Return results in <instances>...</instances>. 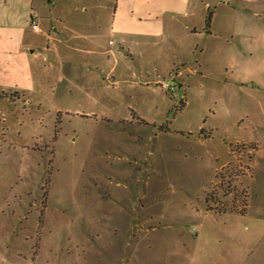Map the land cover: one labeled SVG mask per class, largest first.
<instances>
[{
	"label": "rangeland",
	"instance_id": "374dc122",
	"mask_svg": "<svg viewBox=\"0 0 264 264\" xmlns=\"http://www.w3.org/2000/svg\"><path fill=\"white\" fill-rule=\"evenodd\" d=\"M113 1L31 0L22 13L38 66L33 90L0 86V264H264V88L227 103L211 80L184 91L175 68L137 70L119 103L74 99L47 48L69 58L57 41L81 43L75 20L107 18ZM201 126L206 141L192 138ZM249 139L254 151L236 145Z\"/></svg>",
	"mask_w": 264,
	"mask_h": 264
},
{
	"label": "crops",
	"instance_id": "0c3cea01",
	"mask_svg": "<svg viewBox=\"0 0 264 264\" xmlns=\"http://www.w3.org/2000/svg\"><path fill=\"white\" fill-rule=\"evenodd\" d=\"M30 2L0 0V86L33 90V67L38 64L35 50H24V43L27 47L30 44L24 38L22 25V13H26ZM113 2L107 18L93 15L83 21L75 20V24L82 26L84 35L74 34L73 39H81V43L57 41L69 50V58H60L56 45L47 48L54 57L53 63L69 77L67 93L74 99L95 107L119 103L124 100L125 90L134 92L133 89L141 87L136 80L121 78L124 72L136 77L137 70L147 78L149 70L175 68V77L180 79L179 85L184 91L194 81L211 80L221 86L227 103L234 98L236 90L264 88V0ZM92 3L98 8L97 3ZM27 14L30 22L31 14L29 11ZM208 14L210 20L206 24ZM53 31L59 30L54 28ZM61 32L64 33V29ZM62 80L59 76L58 88L53 92L56 98L66 95L65 88L59 86ZM154 82L160 83L156 79ZM87 115L96 118L92 111ZM125 115L116 118L124 121ZM244 117L248 119L247 115ZM99 118L108 120L103 116ZM254 129L264 130V123ZM199 130L201 135L192 138L208 140L210 132L202 126ZM257 143L249 139L237 141L236 145L251 146L254 151ZM254 162L255 152L249 162L250 175L254 173Z\"/></svg>",
	"mask_w": 264,
	"mask_h": 264
},
{
	"label": "built area",
	"instance_id": "2783aa9c",
	"mask_svg": "<svg viewBox=\"0 0 264 264\" xmlns=\"http://www.w3.org/2000/svg\"><path fill=\"white\" fill-rule=\"evenodd\" d=\"M30 25H31V28H32V30L34 31V32H38L39 31V28H38V26H37V23H36V18L35 17H33V16H31V18H30ZM175 75H171V79L173 80ZM164 82V81H163ZM161 88L163 89V90H165V91H169V92H173V91H175V89H176V85L175 84H167V83H162V86H161Z\"/></svg>",
	"mask_w": 264,
	"mask_h": 264
},
{
	"label": "trees",
	"instance_id": "16d2710c",
	"mask_svg": "<svg viewBox=\"0 0 264 264\" xmlns=\"http://www.w3.org/2000/svg\"><path fill=\"white\" fill-rule=\"evenodd\" d=\"M209 20H210V14H208L207 17H206V24L209 23ZM199 135H201V133H200ZM246 198H248V196H247ZM246 200H247V199H246ZM245 202H246V203H245V205H244V208H243L242 210H240V212H242V213H245V210H246V207H247V201H245ZM223 211H225V210H223Z\"/></svg>",
	"mask_w": 264,
	"mask_h": 264
}]
</instances>
